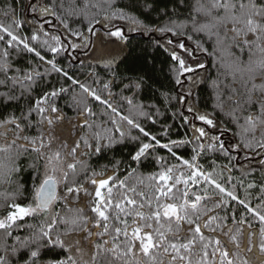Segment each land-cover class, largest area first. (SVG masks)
<instances>
[{"label": "snow or ice", "instance_id": "obj_1", "mask_svg": "<svg viewBox=\"0 0 264 264\" xmlns=\"http://www.w3.org/2000/svg\"><path fill=\"white\" fill-rule=\"evenodd\" d=\"M0 264H264V0H0Z\"/></svg>", "mask_w": 264, "mask_h": 264}, {"label": "trees", "instance_id": "obj_2", "mask_svg": "<svg viewBox=\"0 0 264 264\" xmlns=\"http://www.w3.org/2000/svg\"><path fill=\"white\" fill-rule=\"evenodd\" d=\"M158 7L163 8L166 4L169 3V0H157ZM8 21H5L7 23ZM103 33V29H101V34ZM92 42L89 44L87 48H85L82 51H78L75 53L77 56V60L74 61V63L84 62L85 64H88L90 62H93V59L97 56L102 55V45L96 41L95 37L91 38ZM131 43H132V55L129 57L128 66L130 67H139V62L137 61L136 57L139 56L144 49H148L147 53H144L146 55H149V58L151 59L153 56L155 57V63L157 67L160 66L161 62L165 59L164 54L161 52H155L153 53L149 44L147 37L141 36L140 34H131ZM162 79V76H161ZM171 122V121H169ZM243 162V161H242Z\"/></svg>", "mask_w": 264, "mask_h": 264}]
</instances>
